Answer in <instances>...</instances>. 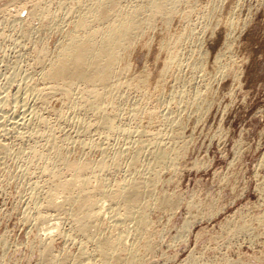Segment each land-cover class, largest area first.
Instances as JSON below:
<instances>
[{
    "label": "bare ground",
    "instance_id": "6f19581e",
    "mask_svg": "<svg viewBox=\"0 0 264 264\" xmlns=\"http://www.w3.org/2000/svg\"><path fill=\"white\" fill-rule=\"evenodd\" d=\"M33 3L29 15L40 17L45 27L59 32L60 37L54 48L42 42L33 51L34 63L39 69L37 78L24 75L18 83V94H15L18 98L11 111L19 118L12 117L15 120L8 121V126L2 124L0 159L13 154L23 162L25 176H38V181L31 186L30 200V209L35 211V225L41 228L46 225L44 230H52L59 228L62 221L69 222L72 232L61 230L59 234L66 242L79 245L70 262L144 264L157 249V243L151 239L150 214L156 207L174 203L158 189V184L165 171H177V161L184 155L187 144L180 114L176 117L164 115L165 119L160 122L162 128L153 131L149 129L156 128L153 127L155 122L152 123L154 110H149V115L144 113L149 120L144 124L142 111L145 106L141 110L139 104H133L126 109L129 92L139 91L146 97L150 90L149 72L145 68L138 74L131 71V53L139 44L143 47L151 44V38L159 35L156 23L161 21L158 51L164 56H161L163 63L157 75L158 83L152 89L161 93L163 81L168 76L178 80L184 78L179 72L186 63L191 71L184 79L185 84L196 86L197 73L208 80L202 88L185 87L177 90L178 93H171L169 104L200 117L214 99L213 79L238 70L232 55L234 34L240 22L236 17L238 2L229 8L225 17L221 14L220 0H208L201 7L206 27L222 22L225 25L224 42L214 57L211 72L207 71L206 51L201 39L195 37L190 20L194 12L199 11V0H35ZM176 16L188 21L182 29L174 31L170 24ZM23 28V32L19 30L23 36L33 32L31 23ZM190 43H196V49L191 50L189 61L183 58L181 48ZM209 78L213 80L211 84ZM0 95V103L7 104L8 95ZM53 95H60L62 99L55 118L65 126H77L74 128L76 137L50 127L44 110H51L48 99ZM124 110L132 119L130 125L123 122ZM164 126L169 130L165 131ZM8 130L27 146L20 143L22 146L18 144L20 147L16 145L18 148L12 149L6 144L3 135ZM92 130L94 133L100 131L105 140L119 135L124 139L123 145L108 152L107 145L84 138ZM167 135L174 141L172 145L163 142ZM132 136H136L135 139H131ZM81 148L99 150L101 156L91 159L81 154ZM75 151L79 154L72 156ZM46 210L56 214L57 220L50 225ZM50 234L42 237L44 264L58 261L48 241ZM141 243H144V257L140 254Z\"/></svg>",
    "mask_w": 264,
    "mask_h": 264
},
{
    "label": "rangeland",
    "instance_id": "374dc122",
    "mask_svg": "<svg viewBox=\"0 0 264 264\" xmlns=\"http://www.w3.org/2000/svg\"><path fill=\"white\" fill-rule=\"evenodd\" d=\"M34 1L0 0V92L4 97L8 95L7 102L10 103H0V129L19 118L11 110L18 98L15 94H18L20 79L29 74L33 75L31 78H37L39 69L34 63V49L42 42L54 48L60 37L59 32L45 27L40 17L29 15ZM207 1L199 0V11L194 12L190 20L195 28V37L201 39L206 51V70L211 72L214 69V57L224 42L225 25L222 22L206 27V20L200 10L202 11L201 7ZM236 1V17L240 22L234 34L232 55L237 61L238 70H231L224 76L218 75L214 81L209 78L210 84L213 81L211 86L214 99L200 117L192 111L180 110L174 104H169L172 94L191 86L184 82L191 71L190 67L185 66L186 63L179 72L181 76L185 75L184 78L181 77L183 80L168 76L163 81L161 93L152 89L158 83L157 75L163 63L161 56H164V53L160 55L161 51H158L159 31L163 28L161 21L156 23L158 32L155 30V34L159 35L151 38V44L145 47L139 44L131 53V71L138 74L145 68L149 72L150 90L146 97L139 91L129 92L126 109L133 104H139L141 110L145 106L144 112L142 111L144 124L149 121L144 113L149 115V110H154V118L157 119H152V123L155 122L156 126L153 127L156 128L149 129L153 131L162 128L160 122L165 116L176 117L180 114L184 123V142L187 144L184 155L177 161V171H165L158 184V189L166 193L174 203L172 206L156 207L150 214L153 229L151 239L153 243H157V249L147 257L144 264H264V0H220L223 17ZM187 21L176 16L171 21L170 29L180 30ZM26 23H31L33 27L29 36L21 33ZM181 49L184 51L183 58L190 61L191 50L196 49V43H190ZM12 74H16V77L13 76L15 79L11 78ZM196 76V86L190 87V90H195L197 86L202 88L208 80L202 73H197ZM10 79L14 81H9ZM49 98L48 109L52 111L44 110V114L50 127L57 128L59 133H69L76 137L74 128L77 126H65V123L60 124L55 118V111L62 104L61 96L53 95ZM156 105V110L152 109ZM124 113L126 115L123 122L132 124L126 110ZM163 129L169 130L166 126ZM99 132L95 130L94 133L92 130L83 137L107 145L108 152L123 145L124 139L121 136L114 135L105 140ZM135 137L132 136L131 139ZM164 137L163 142H167L165 144L174 143L168 139V135ZM3 139L12 149L24 145L9 130L3 135ZM81 149V154L84 153V156L91 159L101 156L99 150ZM78 154L75 151L72 156ZM2 157L0 264H44L46 261L42 255V237L49 233L51 250L58 259L53 264L72 263L70 258L77 252L79 245L66 242L65 237L59 234L61 230L72 232L69 222L62 221L61 228L52 230H44L46 225L42 228L35 225V211L30 209V200L31 186L38 181V176H25L22 173L23 162L20 163L13 154ZM46 213L50 216L49 225L57 220L55 212L46 210ZM143 244H140L141 257H144Z\"/></svg>",
    "mask_w": 264,
    "mask_h": 264
}]
</instances>
